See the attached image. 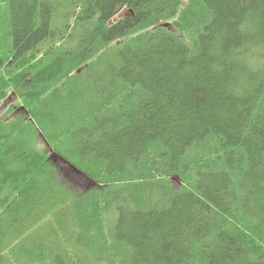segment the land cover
Wrapping results in <instances>:
<instances>
[{
    "label": "trees",
    "instance_id": "1",
    "mask_svg": "<svg viewBox=\"0 0 264 264\" xmlns=\"http://www.w3.org/2000/svg\"><path fill=\"white\" fill-rule=\"evenodd\" d=\"M10 93L0 264H264V0H0Z\"/></svg>",
    "mask_w": 264,
    "mask_h": 264
},
{
    "label": "rangeland",
    "instance_id": "2",
    "mask_svg": "<svg viewBox=\"0 0 264 264\" xmlns=\"http://www.w3.org/2000/svg\"><path fill=\"white\" fill-rule=\"evenodd\" d=\"M17 102H19V99L16 96H14L12 93H10L8 95V97L5 98L0 104V115L4 114L9 109V107L11 106L12 103L17 104ZM18 110L19 109L14 110L12 112V114H15V113L18 114V112H17ZM42 140L43 139L39 138V141H40L39 143L41 144V147H42L43 150H47V146L45 145L46 142L44 143V141H42ZM48 150L50 151L51 148L49 147ZM51 154H52V150L50 151V154H49L48 158L51 156ZM49 161L54 165V162L58 161V160L54 159V157H50ZM56 168L57 169L59 168L58 169L59 170V175L61 177L62 182L65 185L70 186V187H72V186H74V187H83L82 184H81V179L78 180L77 177L69 175L67 173V171H69V170L65 169V165L62 162L58 161L56 163ZM80 177L83 178V180L86 182V184H89V182L86 180L85 177H83V176H80Z\"/></svg>",
    "mask_w": 264,
    "mask_h": 264
},
{
    "label": "water",
    "instance_id": "3",
    "mask_svg": "<svg viewBox=\"0 0 264 264\" xmlns=\"http://www.w3.org/2000/svg\"><path fill=\"white\" fill-rule=\"evenodd\" d=\"M162 25L165 26V27H168V28L172 29V26H171L168 22L162 23ZM52 155H53V153L51 154V156H52ZM51 156H50V157H51ZM53 157H54V159H57L58 156L56 157L55 155H53ZM58 159L61 160L60 157H58ZM70 165H71V164H70ZM71 166H72L73 168H75L73 165H71ZM75 170H77V169H75ZM77 172H78V171H77Z\"/></svg>",
    "mask_w": 264,
    "mask_h": 264
},
{
    "label": "bare ground",
    "instance_id": "4",
    "mask_svg": "<svg viewBox=\"0 0 264 264\" xmlns=\"http://www.w3.org/2000/svg\"><path fill=\"white\" fill-rule=\"evenodd\" d=\"M88 65V64H87ZM58 161H60V160H58ZM58 161H55L56 163L58 162ZM60 162H62L66 167L67 166H69L72 170H74V168L70 165V164H65L66 162H64V161H60ZM75 171V170H74ZM70 175V174H69Z\"/></svg>",
    "mask_w": 264,
    "mask_h": 264
}]
</instances>
